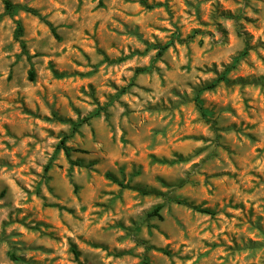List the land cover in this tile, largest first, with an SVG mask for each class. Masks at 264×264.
I'll use <instances>...</instances> for the list:
<instances>
[{
	"label": "rangeland",
	"instance_id": "374dc122",
	"mask_svg": "<svg viewBox=\"0 0 264 264\" xmlns=\"http://www.w3.org/2000/svg\"><path fill=\"white\" fill-rule=\"evenodd\" d=\"M4 1L0 264H264V0Z\"/></svg>",
	"mask_w": 264,
	"mask_h": 264
},
{
	"label": "trees",
	"instance_id": "16d2710c",
	"mask_svg": "<svg viewBox=\"0 0 264 264\" xmlns=\"http://www.w3.org/2000/svg\"><path fill=\"white\" fill-rule=\"evenodd\" d=\"M4 4H5V8H6V10L9 12V13H12V12H14L19 6L18 5H15V4H13V3H11L9 0H5L4 1ZM29 11H32V12H34V10H31V9H29ZM49 26H50V29H51V31L55 34V32H54V28L52 27V25H50L49 24ZM20 26L18 25V27H17V29H18V32L20 31ZM215 82H212V83H210L207 87H214L215 86ZM60 149H62L63 151H64V153L68 156L69 154H70V148L69 147H67L66 145H64L63 144V142L60 144V146H58ZM159 209H160V206H157L154 210H153V214H156V215H158V211H159Z\"/></svg>",
	"mask_w": 264,
	"mask_h": 264
}]
</instances>
